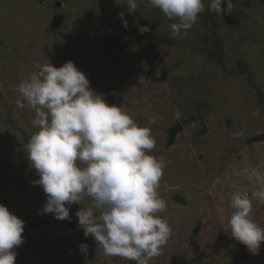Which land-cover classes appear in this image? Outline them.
<instances>
[{"label":"rangeland","instance_id":"1","mask_svg":"<svg viewBox=\"0 0 264 264\" xmlns=\"http://www.w3.org/2000/svg\"><path fill=\"white\" fill-rule=\"evenodd\" d=\"M203 2L187 35L173 38L176 21L148 0H137L131 14L127 0H0V204L25 223L15 264H137L105 257L84 237L76 212L91 207V198L72 204L70 219L43 213L46 194L33 183L39 176L26 153L38 131L35 112L17 106L26 103L17 85L37 63L67 61L106 103L150 128V154L166 159L157 191L172 232L149 264H264V242L253 254L228 226L232 194L251 197L260 188L254 171L264 179V0H232L221 13ZM176 122L181 131L169 144ZM252 205L264 228V202Z\"/></svg>","mask_w":264,"mask_h":264},{"label":"clouds","instance_id":"2","mask_svg":"<svg viewBox=\"0 0 264 264\" xmlns=\"http://www.w3.org/2000/svg\"><path fill=\"white\" fill-rule=\"evenodd\" d=\"M126 4L129 14L138 7L137 0ZM148 5L176 21L170 25L173 38L186 36L205 11L203 0H148ZM233 7L232 0L210 2L217 13ZM119 15L127 27L124 13ZM146 31L147 26L140 28ZM34 68L17 85L26 103H16L35 112L32 123L38 131L31 135L26 153L39 176L33 183L46 194L43 213L70 219V206L91 198V207L76 212L84 237L91 235L105 257L149 264L172 232L159 215L167 207L157 191L167 162L164 156L150 154L156 145L151 129L138 125L122 105L106 103L73 61L60 67L37 63ZM253 175L260 188L251 197L246 191L232 194L234 211L228 226L232 236L256 254L264 242V228L251 216L252 199L264 202V179L255 171ZM24 229V221L0 204V264H15ZM79 249L86 258L88 245L81 243Z\"/></svg>","mask_w":264,"mask_h":264},{"label":"water","instance_id":"3","mask_svg":"<svg viewBox=\"0 0 264 264\" xmlns=\"http://www.w3.org/2000/svg\"><path fill=\"white\" fill-rule=\"evenodd\" d=\"M179 131H181V126L178 122H176L175 124H173L169 130L167 131L168 133V143L169 144H172L173 141H174V138H175V134H177ZM263 139V136H259L255 139H253V141H258V140H262ZM178 201L182 204H186L185 203V200H183L182 198L180 197H177ZM41 223V222H40Z\"/></svg>","mask_w":264,"mask_h":264}]
</instances>
